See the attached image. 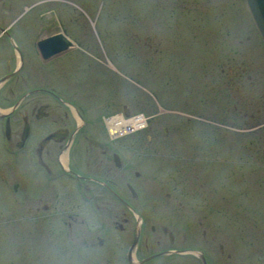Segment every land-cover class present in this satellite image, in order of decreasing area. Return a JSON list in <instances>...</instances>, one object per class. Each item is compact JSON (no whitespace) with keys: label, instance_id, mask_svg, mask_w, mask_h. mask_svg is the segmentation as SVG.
Masks as SVG:
<instances>
[{"label":"rangeland","instance_id":"1","mask_svg":"<svg viewBox=\"0 0 264 264\" xmlns=\"http://www.w3.org/2000/svg\"><path fill=\"white\" fill-rule=\"evenodd\" d=\"M74 7L92 26L90 76L101 78L87 83L88 98L144 116L122 135L157 131L158 153L147 155L155 195L141 209L193 238L204 229L210 262L264 264V124L243 123L251 113L263 121L264 88L246 82L234 100L227 69L264 66V38L247 0H75ZM199 98L216 122L197 117ZM3 160L0 264H101L104 252L85 246V234L68 230L62 214L28 211Z\"/></svg>","mask_w":264,"mask_h":264},{"label":"flooded vegetation","instance_id":"2","mask_svg":"<svg viewBox=\"0 0 264 264\" xmlns=\"http://www.w3.org/2000/svg\"><path fill=\"white\" fill-rule=\"evenodd\" d=\"M74 5L0 0V154L14 185H21L28 211L62 214L68 230L85 234V246L95 243L104 252L101 264L220 263L210 262L204 229L193 238L187 227L151 221L153 211L141 209L155 195L147 155L154 159L158 153L157 131L149 126L145 134L122 135L106 126L107 117L124 113L126 105L107 100L98 108L88 98L87 83L101 78L90 76L92 26L76 19ZM248 68L227 64L234 100L246 82L264 88V66ZM258 95L264 105V90ZM232 98L225 100L236 112ZM204 99L195 101L197 117L216 122ZM244 117L251 129L264 124L255 114ZM114 255L124 262H115Z\"/></svg>","mask_w":264,"mask_h":264},{"label":"built area","instance_id":"3","mask_svg":"<svg viewBox=\"0 0 264 264\" xmlns=\"http://www.w3.org/2000/svg\"><path fill=\"white\" fill-rule=\"evenodd\" d=\"M143 120L144 116L139 112L135 114L116 113L107 117L106 124L111 132L122 134L126 130L139 126Z\"/></svg>","mask_w":264,"mask_h":264},{"label":"water","instance_id":"4","mask_svg":"<svg viewBox=\"0 0 264 264\" xmlns=\"http://www.w3.org/2000/svg\"><path fill=\"white\" fill-rule=\"evenodd\" d=\"M255 22L264 38V0H247Z\"/></svg>","mask_w":264,"mask_h":264}]
</instances>
